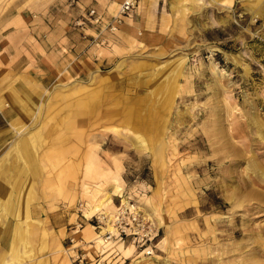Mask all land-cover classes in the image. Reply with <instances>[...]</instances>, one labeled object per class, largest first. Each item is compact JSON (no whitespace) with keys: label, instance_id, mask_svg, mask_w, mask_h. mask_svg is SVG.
Segmentation results:
<instances>
[{"label":"rangeland","instance_id":"374dc122","mask_svg":"<svg viewBox=\"0 0 264 264\" xmlns=\"http://www.w3.org/2000/svg\"><path fill=\"white\" fill-rule=\"evenodd\" d=\"M49 1L57 78L31 87L25 97L33 106L43 97L42 105L18 125L26 124L22 138L40 137L33 156L44 161L31 183V218L47 220L51 233L64 228L70 264L77 252L84 264H264V201L250 198L249 189L238 208L228 199L239 175H264V0H137L119 32L102 36L105 43L93 42L86 7L111 18L125 0H79L82 8L78 1ZM91 75L102 85L101 117L94 129L84 126L85 116L68 127L61 108L84 86L93 88ZM142 106L148 118L124 125L123 114ZM77 133L89 137L85 146L72 140ZM61 135L80 153L57 159ZM112 172L121 174L120 194L107 182ZM252 189L264 194V183ZM101 190L113 204L121 197L140 203L159 231L153 255L132 245L128 257L121 242L102 246L97 235L88 241L72 233L76 221L89 224ZM10 236L0 234V251Z\"/></svg>","mask_w":264,"mask_h":264},{"label":"crops","instance_id":"0c3cea01","mask_svg":"<svg viewBox=\"0 0 264 264\" xmlns=\"http://www.w3.org/2000/svg\"><path fill=\"white\" fill-rule=\"evenodd\" d=\"M77 4L82 8L79 0ZM86 9L87 14L95 7L90 6ZM95 10L99 12L97 9ZM50 12H52V4L47 0H15L10 6L0 0V150H3L7 143L10 144L14 140V132H16L19 123L31 116L28 114L23 117L20 113L21 109L28 105L34 107L25 97L30 91L32 92L31 87L34 85L47 87L57 78L58 68L52 59L53 49L57 46L49 40L48 35L50 26H52ZM57 58H59V64H62L63 53ZM59 74L60 72H58ZM34 102L36 104V100ZM8 154L0 153V161ZM64 154L61 153L60 157L62 158ZM16 156L18 157V155ZM35 157L40 158L37 155ZM36 172H29L26 181H23L25 185H22L25 191L23 196L17 198L19 204H22L17 210L12 204L16 199H7V196L9 191L20 187L21 179L25 178L24 174L22 175L23 169L18 171L0 167V234L6 232L9 236L12 233L9 248L0 251V264H19L21 257H29L27 258L28 263L37 264L36 258L40 255L49 257V261L47 260L45 264H53L56 259L54 256L56 253L52 254L56 250L52 241L55 235H61V232L65 233V230L63 228L57 234L51 233L46 227L48 226L47 220L36 219L38 221H34L31 218L33 214L30 206L31 197L26 192L33 189L31 183L35 181L34 174ZM22 200L25 202L22 203ZM26 201L29 202L28 206ZM89 225L94 231L93 226L90 223ZM21 231L26 233L28 231L27 239L25 237V240L30 243L28 249L22 248L24 234ZM94 234L95 237L97 234L96 232ZM63 235L60 237V243ZM17 241L20 244H17ZM42 246L45 247L42 248Z\"/></svg>","mask_w":264,"mask_h":264},{"label":"bare ground","instance_id":"6f19581e","mask_svg":"<svg viewBox=\"0 0 264 264\" xmlns=\"http://www.w3.org/2000/svg\"><path fill=\"white\" fill-rule=\"evenodd\" d=\"M124 1V0H123ZM144 1V0H142ZM214 1V0H212ZM221 5V3H220ZM115 6V4L113 5ZM95 75V74H94ZM91 81L93 82V88H88L89 86H84L83 89L84 93H82V91H80V95L73 101L71 102L70 100L66 103L65 106H63V108H61V120L63 121L64 124H66L68 127H71L74 125V120L75 117L77 116H82V117H87L85 120L88 121L89 125H86V121L84 123V126H91L92 129H94V125L96 124V120L99 119L100 116V107L102 106V97H101V89L102 85L100 84L97 85V83L95 82L96 79L94 78L93 75H91L90 77ZM46 91V90H45ZM48 91L44 92L45 95L47 94ZM36 105L32 108L26 106L24 107V109H21V116H26L28 114H34L35 111L37 110V106L39 104V108L42 105V98H36ZM65 99V97H64ZM6 106H8L7 104H5ZM30 108V109H29ZM150 115V109L148 107H143L139 108L137 107L134 110H128L123 114V124L124 125H134V126H139L140 124H142L145 119L148 118V116ZM157 115V114H156ZM157 119V117H156ZM104 120V119H103ZM22 125H24L22 128H20ZM21 126H19L17 134H18V138L17 140H13L10 142V145L8 146V150L10 151L9 154L7 155L6 158H2V160L0 161V167H6V168H11V169H17L18 171H20V169H23V173L22 175L25 176V178H22L20 182L21 185L18 188L12 189L11 191H9L7 199H16L13 201L12 204H14L13 206L19 210L20 206L22 204H19V200L17 198L21 197L24 195V187L22 184L25 185V183L23 181H26V177L29 176V172H36L37 169L42 165V163L44 161H42L43 159L41 158H36L35 156H33V153H37L38 151V147H40L39 145V141H40V137H36L35 138H31L32 140H27L22 138L23 134L26 131V124L22 123ZM40 135V134H39ZM41 136V135H40ZM83 136V135H82ZM89 138V137H88ZM88 138L87 137H83L82 139H79L78 133L77 135L75 134V136L73 137L72 140H74L76 143H81L82 146H85L88 143ZM82 140V141H81ZM70 138L69 137H65L64 135H61L60 138L58 139L57 143H58V149L55 153L57 159L60 158V154L61 153H80L78 152V150L76 149V147H72L69 145L70 142ZM68 147H67V146ZM36 146V147H35ZM54 146V145H53ZM35 147V148H34ZM41 148V147H40ZM53 148V147H52ZM2 150V149H1ZM7 153V152H6ZM86 153H93V148L91 146H87L86 147ZM21 154V156H19ZM18 155L19 157V162L22 164H16V162L18 161V157L16 156ZM47 159V158H46ZM53 160V158L51 159ZM223 163V162H222ZM65 168L64 170L66 171L68 166L70 167L69 164H64ZM71 168V167H70ZM27 172V173H26ZM109 178H111L109 180ZM107 179V182L112 184V188H113V192L120 194L123 190V183L121 182V174L120 172H112V176L109 177ZM247 178V179H246ZM253 180H251V178H248L244 175H239L238 178V182H237V186L236 189H234V193L231 195V198L229 197L228 199L232 201V207L234 208H238L240 207V205L243 203V193H245L247 191V189H249V191L247 192V194L249 195L250 198H255L257 201L263 202L264 201V194L260 191L257 190H253L252 187L257 185V182H262L264 183V175H261L259 173H257L253 178ZM20 180V177H19ZM49 187V184H48ZM58 190V189H56ZM100 193V195L102 196L103 194V199L101 197V199H96L95 197H93L92 199V205L90 208L89 213L90 214H96V213H101V211L103 210H108V211H112V213H114L115 209H114V204H113V199H112V194H107L106 192H104L103 190L98 191ZM27 195L29 197L33 196L31 191H27L26 192ZM85 193V192H84ZM99 195V194H98ZM28 200V199H27ZM25 200H22V203H24ZM26 205H29V202L26 201ZM153 207L154 205L151 204ZM141 207V206H140ZM141 209L143 210V208L141 207ZM149 209V208H148ZM149 210H152L151 208ZM26 212H28L27 210H25ZM87 214V213H86ZM91 215V216H92ZM75 218V216H72V220ZM159 219V218H158ZM159 222H161V220H159ZM25 224V223H24ZM24 234V238H23V242H22V248L24 249H28L30 245V243L28 242V240H25V237L27 239L28 235V231L27 233L24 231H21ZM61 235H55L52 241V244H55L56 250L53 251L52 254L56 253L55 256V264H70V262L68 261V256L66 255V251L64 250V248H62L61 243H60V237L63 235V231L61 232ZM80 235L84 236L86 238V240L91 241L94 240L96 237H94V231L92 229V227L87 224L83 229L80 230ZM264 240V238H263ZM97 244L100 245H106L107 243H103L102 240L97 237L96 240ZM167 242V238L162 239L160 245L163 246L165 243ZM17 245V244H16ZM42 245H44V243H42ZM45 246H42V248H44ZM120 249L123 251L124 249V255L125 256H130V253L132 252V250H134V247L132 245H129L127 248H123L122 245H119ZM15 250V247H14ZM25 257H21L19 260V264H32L31 262L28 263V259H24ZM49 261V257L47 255H40L39 257L36 258V263L37 264H45L46 261ZM239 263V262H237ZM247 264H254V263H248Z\"/></svg>","mask_w":264,"mask_h":264},{"label":"built area","instance_id":"2783aa9c","mask_svg":"<svg viewBox=\"0 0 264 264\" xmlns=\"http://www.w3.org/2000/svg\"><path fill=\"white\" fill-rule=\"evenodd\" d=\"M78 0H72L77 3ZM137 0H125L117 15L107 18L95 9L88 11V22L95 27L93 42L101 41L105 43L102 37L105 33L114 36L124 23V19L130 15L134 9ZM82 208V205H80ZM114 213H96L87 219L91 223L97 236L103 243L118 241L122 244L130 243L145 256H151L155 252V239L158 236V229L154 221L148 217L141 209L140 203L130 197H121L117 204H114ZM78 210L81 211L79 208ZM84 222L80 219L70 228L73 234L83 228ZM72 242L75 240L70 239ZM102 246H105L102 244ZM85 257L77 252L73 257L74 264H84ZM103 264V263H100Z\"/></svg>","mask_w":264,"mask_h":264}]
</instances>
